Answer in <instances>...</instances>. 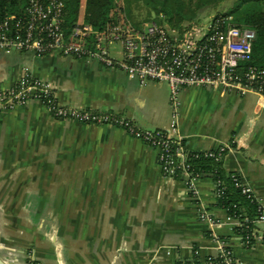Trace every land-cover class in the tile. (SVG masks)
Wrapping results in <instances>:
<instances>
[{"label":"crops","instance_id":"0c3cea01","mask_svg":"<svg viewBox=\"0 0 264 264\" xmlns=\"http://www.w3.org/2000/svg\"><path fill=\"white\" fill-rule=\"evenodd\" d=\"M27 71L48 81L60 104L112 111L141 128L170 126L167 83L141 85L95 60L14 50L0 52V91ZM180 99L187 149L234 142L220 163L264 206V99L211 87L185 88ZM196 185L202 206L182 178L164 176L155 148L121 127L57 119L39 101L0 111V264H176L195 249L217 255L220 238L243 264H264L262 225L244 244L239 220L216 205L213 176ZM203 208L220 224L202 219ZM21 209L32 218L10 212Z\"/></svg>","mask_w":264,"mask_h":264},{"label":"built area","instance_id":"2783aa9c","mask_svg":"<svg viewBox=\"0 0 264 264\" xmlns=\"http://www.w3.org/2000/svg\"><path fill=\"white\" fill-rule=\"evenodd\" d=\"M121 21L124 20L116 17L102 28H96L79 19L67 27L66 0H29L22 14H11L0 23V52L16 50L39 56L59 53L121 69L141 85L167 83L173 109L168 128H141L131 119L112 111L60 104L50 83L28 71L13 87L0 91V111L39 101L57 119L121 127L130 136L155 148L164 176L182 178L190 198L200 203L196 183L202 174L195 170L190 157L222 161L234 142L220 144L212 150L189 151L179 132L180 94L185 88L211 87L241 96L253 93L264 99V68L252 64L257 31L237 24L233 15L222 14L205 26L183 31L156 22L137 30L129 22ZM113 40L120 41L124 47L121 57L110 53L108 43ZM233 177L244 193L257 199L237 173ZM220 184V181L214 182L217 198ZM260 205L256 222L264 231V206ZM199 213L212 226L220 224L207 209H200ZM228 219L239 220L229 215ZM253 238L246 235L244 244L250 245ZM219 243L217 255L202 258L195 249L193 258H197L199 264H243L234 257L225 239L220 238ZM215 259L221 260L215 262ZM180 261L176 264H181ZM28 264L40 263L30 258Z\"/></svg>","mask_w":264,"mask_h":264},{"label":"trees","instance_id":"16d2710c","mask_svg":"<svg viewBox=\"0 0 264 264\" xmlns=\"http://www.w3.org/2000/svg\"><path fill=\"white\" fill-rule=\"evenodd\" d=\"M29 0H0V23L11 14H22ZM165 6V2H164ZM80 0H66V26L70 27L78 21ZM114 0H87L85 21L96 28H102L108 21L115 19ZM167 11V10H166ZM112 14V16H110ZM172 22L180 11L176 8L174 13L168 12ZM236 14L235 22L239 25L249 26L257 31V39L253 46V65L264 68V0H236L228 13ZM190 162L202 175L213 174L214 182L220 181L219 195L216 205L227 210V214L240 220V225L235 228V233L242 236L250 234L258 227L256 222L261 207L259 201L243 192V188L236 185L233 174L226 173L221 161L211 158L190 157ZM253 242L251 240L250 244ZM221 259H215L216 261ZM181 264H199L197 258L184 259Z\"/></svg>","mask_w":264,"mask_h":264},{"label":"rangeland","instance_id":"374dc122","mask_svg":"<svg viewBox=\"0 0 264 264\" xmlns=\"http://www.w3.org/2000/svg\"><path fill=\"white\" fill-rule=\"evenodd\" d=\"M235 1L236 0H119V2L115 1V12H113V15L124 20L121 22H129L137 30H143L146 24L156 22L183 31L182 29L190 30L191 28H199L202 25L205 26L215 16L228 13ZM86 5L87 0H80L78 20L85 21ZM176 8L180 11V16H176L171 22L168 12L174 13ZM232 15L233 17L238 16L236 14ZM110 16H112V14ZM108 46L112 56H122L124 47L120 41L113 40L108 43ZM25 147L28 149V146ZM25 147L24 152H26ZM18 211H20V215H22L23 218H32L31 209L10 210V212L15 213Z\"/></svg>","mask_w":264,"mask_h":264},{"label":"water","instance_id":"95a60500","mask_svg":"<svg viewBox=\"0 0 264 264\" xmlns=\"http://www.w3.org/2000/svg\"><path fill=\"white\" fill-rule=\"evenodd\" d=\"M204 176H207V177H212L213 176V174H205V175H203V177Z\"/></svg>","mask_w":264,"mask_h":264}]
</instances>
